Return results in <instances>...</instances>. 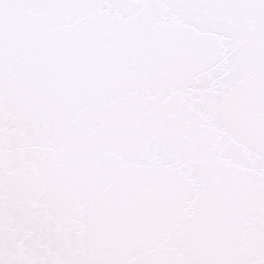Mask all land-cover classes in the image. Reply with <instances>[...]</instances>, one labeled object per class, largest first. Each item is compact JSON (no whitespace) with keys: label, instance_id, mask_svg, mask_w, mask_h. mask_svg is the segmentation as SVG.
Instances as JSON below:
<instances>
[{"label":"snow or ice","instance_id":"1","mask_svg":"<svg viewBox=\"0 0 264 264\" xmlns=\"http://www.w3.org/2000/svg\"><path fill=\"white\" fill-rule=\"evenodd\" d=\"M0 264H264V0H0Z\"/></svg>","mask_w":264,"mask_h":264}]
</instances>
